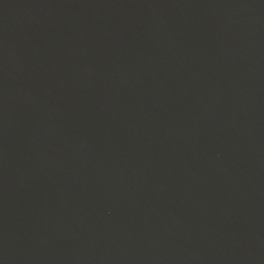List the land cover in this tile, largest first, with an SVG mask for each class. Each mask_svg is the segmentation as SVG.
Returning a JSON list of instances; mask_svg holds the SVG:
<instances>
[{"label": "water", "instance_id": "water-1", "mask_svg": "<svg viewBox=\"0 0 264 264\" xmlns=\"http://www.w3.org/2000/svg\"><path fill=\"white\" fill-rule=\"evenodd\" d=\"M0 264H264V0H0Z\"/></svg>", "mask_w": 264, "mask_h": 264}]
</instances>
